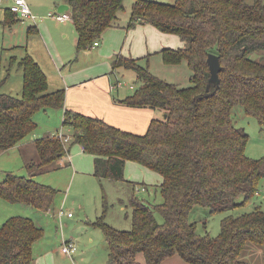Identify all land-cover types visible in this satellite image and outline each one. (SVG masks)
I'll return each instance as SVG.
<instances>
[{
  "label": "trees",
  "instance_id": "16d2710c",
  "mask_svg": "<svg viewBox=\"0 0 264 264\" xmlns=\"http://www.w3.org/2000/svg\"><path fill=\"white\" fill-rule=\"evenodd\" d=\"M60 1L77 32V53L92 47L107 28L118 26L125 11V0ZM16 19L10 10L6 12L5 23ZM137 24L179 36L184 45L163 48L160 55L164 64L186 62L189 84L165 81L139 59L115 55L112 68L131 69L138 81L129 95L116 101L159 110L162 116L153 118L143 134H136L63 109L62 125L71 129V143L65 147L55 134L35 138L37 159L24 163L25 176L6 173L0 181V198L43 213L52 211L59 191L34 178L56 169L55 162L69 154L71 144H78L92 156L97 179L124 181L127 161L161 177L158 204L139 199L132 191L130 229L118 230L103 217L92 223L107 245L106 264H162L173 255L189 264H248L241 258L245 249L255 245L264 250V210L257 206L246 214L224 216L214 237L198 234L190 214L196 207L209 214L230 211L257 195L264 179V157L245 154L248 134L233 119L240 106L264 126V63L252 59L254 53L264 54V2L133 0L126 27ZM209 54L220 61L217 84L209 81ZM19 65L21 95L0 93V153L36 128V111L64 108V90H48L47 77L31 55L26 54ZM42 235L43 229L32 219L9 217L0 225V264H31L33 244ZM139 254L143 262L137 259Z\"/></svg>",
  "mask_w": 264,
  "mask_h": 264
},
{
  "label": "rangeland",
  "instance_id": "374dc122",
  "mask_svg": "<svg viewBox=\"0 0 264 264\" xmlns=\"http://www.w3.org/2000/svg\"><path fill=\"white\" fill-rule=\"evenodd\" d=\"M156 1L173 3L174 0ZM246 1L252 3L254 0ZM26 3L35 15L34 22L27 19L18 20L11 28L0 23V93L14 96L21 95L22 68L19 61L26 54L32 55L38 61L50 82L58 79L60 81L61 77L80 70L88 73L87 68L78 69V67L91 61L88 56L80 55V52L77 54L75 51L76 31L73 24L69 20L65 23L56 22L48 16L49 12H59L60 0H26ZM127 13L128 8L124 15L126 16ZM34 25H37L39 30L37 34L28 32V29ZM102 38L103 36L97 42L101 43ZM46 39L47 43L44 41ZM97 46L84 50L89 52L88 55L94 56ZM252 59L264 63V54L254 53ZM139 62L144 65L143 60ZM151 66L150 71L165 81L174 82L178 86L189 84L191 70L186 64L167 65L161 62V56L158 55L152 59ZM110 76L112 83L116 84L119 81L121 83L119 87L131 92L133 88L129 86L138 85L137 77L131 69L120 68L118 73ZM62 116L63 108L36 111L33 116L37 124L36 128L22 142L48 136L50 133L62 132L65 136L69 135L68 127L62 125ZM233 119L236 125L244 128L248 134L245 154L250 158H263L264 126L261 127L254 117L244 114L240 106L234 109ZM68 143L65 147L69 145ZM20 151L19 153L18 148L15 147L0 153V181L5 179L8 172L20 176L27 175L24 163L37 159L35 149L33 146H24ZM70 161L71 164L66 165L65 158L61 162L58 159L55 162L57 169L34 178L36 182L50 185L59 191L52 208L53 213L51 210L43 213L0 198V225L11 216H22L32 219L43 229L42 237L33 244L34 260L42 256L51 258L49 264H105L107 246L101 230L92 223L98 217H103L105 223L118 230L130 229L131 207L128 198L132 191L134 190L137 198L158 204L162 202L159 190L160 177L144 166L128 161L124 167V181L97 179L93 175L91 155L82 152L78 144L70 146ZM241 200L240 197L238 202ZM257 206L264 210V179L259 183L257 195L244 204L216 214H209L207 209L196 207L190 214V219L196 221L198 234L207 233L214 237L220 231V222L224 216L246 214ZM60 210L64 212L61 217L58 215ZM68 212L72 214L70 218L66 216ZM158 220L160 221L161 218L158 217ZM67 240L77 244L78 250L73 258L61 252L62 244ZM241 258L248 264H264V250L260 246L252 245L243 251ZM137 259L143 262L141 254Z\"/></svg>",
  "mask_w": 264,
  "mask_h": 264
},
{
  "label": "crops",
  "instance_id": "0c3cea01",
  "mask_svg": "<svg viewBox=\"0 0 264 264\" xmlns=\"http://www.w3.org/2000/svg\"><path fill=\"white\" fill-rule=\"evenodd\" d=\"M132 2L133 0H125V10L126 8H128L127 15L126 16L124 15L125 12L124 11L120 17L118 26L109 27L102 33L103 38L101 39V43L98 42V46L95 47L96 53L94 56L88 55L89 52H87L84 49L79 51L80 55L82 54L88 56L91 61L82 67L79 66L78 69L87 68L88 73H86L84 70H80L74 74L65 75L61 77L60 81L59 79L58 81H52V82L48 80L47 81H48L49 91H54L58 89L64 90L65 98H64L63 109L79 112L87 116L98 117L106 121L108 124L117 127L119 129L136 134H143L146 131L150 121L155 117L162 116L163 112L151 108L127 107L122 104H119L118 101H116L117 99H122L126 97L131 93V91L121 88L119 86L113 87L114 83H112L110 74L113 75L118 73L120 68H116L114 70L112 68V60L115 55L121 54L125 57L143 60L144 64H147L150 70L152 67L151 66L152 59L160 55V51L163 48L166 47L178 48V47H182L184 44L179 38V36L174 34L163 33L150 24H137L134 27L127 28L126 25L130 17V7L132 5ZM10 3L11 0H0V23L2 25L8 26L9 28H11L14 22L21 20L18 18L16 19V21H11V22L8 21L7 23H5V14L9 10ZM58 11H59L58 13L65 12L69 14L68 8L62 2L59 5ZM50 19L56 21L51 17ZM68 20L70 21V23L73 24L71 18H69ZM63 23H65V21ZM31 28L34 29L30 31L35 32L36 34L39 32L37 25H34ZM30 31L28 29V32ZM44 41L47 43V39ZM76 41H77V32L74 41V47H76ZM79 52L77 54H79ZM36 62L38 63V61ZM161 62H162V58H161ZM180 64H186V62H182ZM180 64H174V65L178 66ZM21 83H22V77H21ZM68 131L70 134L67 136L69 137V142H71L72 141L71 129L69 127H68ZM50 135H54V134L50 133ZM34 139L35 138L22 142L24 140L23 139L20 143L9 149H13L17 147L20 153L21 152L20 150L24 146H32ZM78 146L83 152L81 146L80 145ZM22 158L24 157L22 156ZM64 158L66 161L65 164L70 165L71 164L70 149H69V154L62 157L59 160V162H61V160ZM92 162H93V158H92ZM127 162L125 164H127ZM160 182H161V177L159 180V184ZM106 253L108 258V250L106 251ZM57 254H59V252ZM49 263H51V258L49 257L43 258L42 256H40L36 260H34L33 258L31 264H49ZM162 264H189V263L182 260L178 255H173L165 259L162 262Z\"/></svg>",
  "mask_w": 264,
  "mask_h": 264
},
{
  "label": "built area",
  "instance_id": "2783aa9c",
  "mask_svg": "<svg viewBox=\"0 0 264 264\" xmlns=\"http://www.w3.org/2000/svg\"><path fill=\"white\" fill-rule=\"evenodd\" d=\"M9 10L14 13L19 19L21 20H30L35 21V15L31 12L28 4L26 3V0H11V4L9 6ZM48 16L55 19L56 21L64 22L70 18V15L63 12V13H54L50 12L48 13ZM98 42H94L93 47L97 46ZM121 83L118 81L116 84L113 85V87L120 86ZM132 88V86H130ZM56 138H58L64 145L68 143L69 138L65 136L62 132H58L55 134ZM66 146V145H65ZM59 217L64 215V212L62 210L58 213ZM67 217H71L72 214L68 212L66 214ZM77 244L73 242L72 240L64 241L61 246V252L65 255H67L70 258H73V255L77 252Z\"/></svg>",
  "mask_w": 264,
  "mask_h": 264
},
{
  "label": "water",
  "instance_id": "95a60500",
  "mask_svg": "<svg viewBox=\"0 0 264 264\" xmlns=\"http://www.w3.org/2000/svg\"><path fill=\"white\" fill-rule=\"evenodd\" d=\"M207 64L210 73L209 81L217 84L219 82L218 74L221 70V65L218 56L214 54H209L207 57ZM164 117H166V114H164Z\"/></svg>",
  "mask_w": 264,
  "mask_h": 264
}]
</instances>
